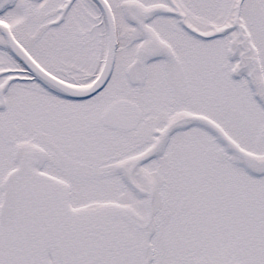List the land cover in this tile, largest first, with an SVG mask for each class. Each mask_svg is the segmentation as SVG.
<instances>
[{"label": "snow or ice", "instance_id": "obj_1", "mask_svg": "<svg viewBox=\"0 0 264 264\" xmlns=\"http://www.w3.org/2000/svg\"><path fill=\"white\" fill-rule=\"evenodd\" d=\"M0 264H264V0H0Z\"/></svg>", "mask_w": 264, "mask_h": 264}]
</instances>
